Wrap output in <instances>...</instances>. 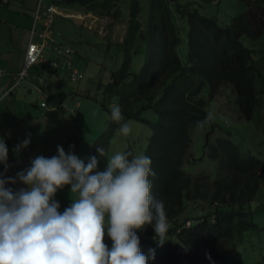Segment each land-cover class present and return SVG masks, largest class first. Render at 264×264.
Listing matches in <instances>:
<instances>
[{"label": "trees", "instance_id": "trees-1", "mask_svg": "<svg viewBox=\"0 0 264 264\" xmlns=\"http://www.w3.org/2000/svg\"><path fill=\"white\" fill-rule=\"evenodd\" d=\"M9 1L1 0V4ZM62 1L80 3L89 12L115 19L119 12L111 9L121 0ZM197 2L149 0L150 6L144 10L140 0H131L126 37L117 43L124 62L110 74L107 84L100 83L104 110L109 111L111 98L115 97L126 120L143 122L153 130L144 154L152 159L156 172L152 193L165 203L169 232L168 241L160 246L153 239L151 225L138 231L141 251L155 250V260L149 264L207 263V254L214 262L232 264L244 232L257 227L252 203L264 184V159L229 136L212 140L214 124L207 116L209 103L217 97L219 88L228 85L237 94L236 104L243 118H264V76L256 67L254 50L244 45L240 34L217 18L201 14ZM175 14L189 24L185 60L179 52L182 38ZM62 96L55 93L49 101L60 106ZM147 111L157 114L158 119L146 117ZM206 122L212 129L203 148L218 165L215 177L184 171L186 163L203 158H196L191 150L192 132ZM118 129L119 124L111 120L92 143L91 156L100 161L99 170L106 167V159L99 156L97 148L103 147L109 156ZM139 148L134 142L125 151L139 154ZM105 242L111 245L107 237Z\"/></svg>", "mask_w": 264, "mask_h": 264}, {"label": "clouds", "instance_id": "clouds-1", "mask_svg": "<svg viewBox=\"0 0 264 264\" xmlns=\"http://www.w3.org/2000/svg\"><path fill=\"white\" fill-rule=\"evenodd\" d=\"M59 2L63 1L55 3L57 8ZM98 21L95 17L91 27ZM49 69L67 80L60 69ZM78 108L76 103L74 110ZM109 111L119 134L130 136L132 121L125 119L122 107L113 104ZM260 117L255 116L256 121ZM207 119H212L210 111ZM239 119H245L241 113ZM31 142L28 132L12 147L17 160ZM75 147L70 144L66 151L57 145L55 155L35 156L27 167L9 175L16 165L10 161L6 137L0 135V264H149L155 250L141 251L138 231L151 225L158 245L168 241L165 203L152 193L156 172L151 157L131 151L106 156L100 146L97 152L106 159V167L99 170L97 156L86 162ZM65 186L71 203L61 210L56 194ZM207 259L215 264L211 254Z\"/></svg>", "mask_w": 264, "mask_h": 264}, {"label": "rangeland", "instance_id": "rangeland-1", "mask_svg": "<svg viewBox=\"0 0 264 264\" xmlns=\"http://www.w3.org/2000/svg\"><path fill=\"white\" fill-rule=\"evenodd\" d=\"M130 2L131 0H121L113 6L111 12L116 10L119 12L115 19L104 14L103 18L108 19L109 24L107 21L102 22L100 26L102 37L97 35L93 29H89V20L57 16L55 29L60 32L62 41L64 39L65 42H63L73 48L75 65L82 71L83 77L78 81H57L58 86L66 93L65 101L61 107L50 105L48 112L51 115L48 118L47 128L42 125L43 120H40V125H34L35 130L32 131L39 132V140H32L30 145H33V148L31 147V154H27L29 159L25 161V167L35 156L55 155L57 145L63 146L67 151L70 144H75L76 154L85 161L91 156L92 143L106 131L111 121L110 112L102 108L104 92L100 83L107 84L110 74L120 69L124 62V56L119 51L118 45L114 43L117 40L113 38V35L114 32L123 29V26L116 27L115 25H124L130 17ZM140 4L144 10H148L150 6L149 0H140ZM195 6L201 14L217 18L220 24L231 26L240 34L244 45L254 50L253 58L257 62V69L264 76V19L258 16L259 14L264 17V0H215L213 2L198 0ZM59 7L63 13L87 12V9L80 3L62 2ZM174 19L179 25L182 38L179 52L185 60L189 51V24L186 18L178 14L174 15ZM236 97L237 94L233 88L225 85L219 88L217 98L209 103L208 109L212 114L215 127L211 133L212 140L229 136L245 150H250L254 155L264 159V118L261 115L259 121L239 119L240 111L236 108ZM111 100V105L117 104L115 97ZM77 101L81 103V107L76 110L71 109ZM262 114H264V109ZM145 115L153 120L158 119V115L151 111H147ZM38 116L45 115L38 114ZM131 121L132 134L124 137L117 130L110 144L109 156L125 151L126 147L134 142L140 145L139 154L145 153L153 130L143 122ZM210 129H212L211 124L206 122L192 132L194 145L191 150L196 158H203L197 159L194 163H186L184 165L186 173L194 175L204 172L212 177L216 176L218 165L205 154L203 148L206 133H209ZM26 131L30 130L26 129ZM9 157L11 160V156ZM10 175L14 174L10 173ZM56 199L61 203V210L68 206L71 203L69 187L65 186L60 190L56 194ZM252 209L257 227L244 232L238 242L236 253L231 259L232 264L238 262L264 264V184L252 203ZM198 264H211V262ZM215 264L222 263L215 262Z\"/></svg>", "mask_w": 264, "mask_h": 264}, {"label": "crops", "instance_id": "crops-1", "mask_svg": "<svg viewBox=\"0 0 264 264\" xmlns=\"http://www.w3.org/2000/svg\"><path fill=\"white\" fill-rule=\"evenodd\" d=\"M60 3L62 2L57 4L59 14L56 15L55 21H57V16H63L65 18L77 17L83 21L89 20V29H93L97 35L102 37L101 34L103 33L100 26L103 22V16L94 15V13L89 12L88 8L85 6L84 7L87 9L86 13L73 11L63 13L60 11ZM37 4L38 0H10L8 4L3 5L0 0V69L3 70V74L0 76V97L2 96L1 90L12 85V75L18 73L24 65L26 49L30 42V33L34 24V13ZM52 5L53 0H43L44 9H49ZM250 12L253 14V10ZM258 16L264 19L263 16L259 14ZM95 17H98L100 21L94 23L91 27ZM128 19L124 25H115L116 27L123 26L124 30L121 28L119 32H114L113 38L117 40V42L114 43L117 44L125 39ZM55 31L60 34L56 29ZM59 39L62 41L61 36H59ZM57 81L64 82L65 80L46 66L36 65L30 70L29 75L13 90L10 98L0 100V135L6 137L10 149V161L16 165L10 170L8 173L9 175L10 173L15 174L17 171L24 168L25 161L29 159L27 154H31V147L33 148V145H30V148L24 150L19 160H17L11 151L12 147L18 143L19 139L23 138L25 134L28 133L26 129L30 130L29 132L32 134V140H39V132L34 133L32 131L35 130V126H38L35 124H39L40 120H43L42 125L45 128L49 126L47 122L51 113L48 112V109L50 105L56 107L53 101H49V96L60 93L63 94L62 98L65 101L66 93L58 86ZM37 88H42L48 96L46 107L42 106L44 100L37 92ZM78 102L79 101L75 102L74 108L71 109L74 110ZM38 114H43L45 116L41 117L38 116ZM9 132L11 133L10 138L7 136Z\"/></svg>", "mask_w": 264, "mask_h": 264}, {"label": "built area", "instance_id": "built-area-1", "mask_svg": "<svg viewBox=\"0 0 264 264\" xmlns=\"http://www.w3.org/2000/svg\"><path fill=\"white\" fill-rule=\"evenodd\" d=\"M49 9L42 7L43 0H38L34 14V24L31 29L30 42L26 50L22 69L12 75V85L1 90L0 100L10 98L13 90L25 79L35 65H45L49 68L60 69L67 80L78 81L83 77L82 71L75 65V52L72 47L59 39L60 34L54 29L55 16L59 13L56 2ZM7 3L8 0H3ZM3 70L0 69V76ZM44 100L42 106H47V95L41 88L37 89ZM80 103H77V108Z\"/></svg>", "mask_w": 264, "mask_h": 264}]
</instances>
